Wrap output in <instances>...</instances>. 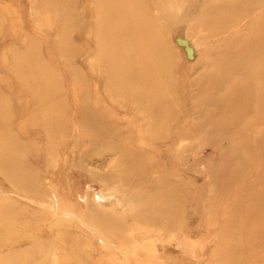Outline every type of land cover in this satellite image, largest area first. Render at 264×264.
<instances>
[{"label":"rangeland","instance_id":"1","mask_svg":"<svg viewBox=\"0 0 264 264\" xmlns=\"http://www.w3.org/2000/svg\"><path fill=\"white\" fill-rule=\"evenodd\" d=\"M119 1L118 6L126 0ZM94 8L95 0H0V264H264V218L250 217L235 229L224 223L222 207L209 210L213 173L222 171L223 160L231 155L228 141L218 146L211 142L213 134L187 135L179 145L191 147L179 161L174 158L179 147L168 150L167 140L153 135L155 140L147 141L139 133L144 121L158 115L153 105L174 107L176 121L168 127L182 129L197 122L194 111L206 104L205 96L232 98L239 88H250L246 69L257 53H264L257 36L259 30L264 32V0L166 3L160 18L163 51H169L170 58L162 60L159 83L166 90L149 92L148 107L127 109L116 85L107 80L112 74L97 67L98 47L104 42L94 36ZM108 10L100 13L108 21L106 29L126 23V18L111 16ZM177 39L194 49V60H188ZM161 57L162 49L154 55ZM223 59L240 66L227 72L220 64ZM256 69L264 75V62ZM125 77L122 82L129 88ZM252 84L264 88V79ZM87 116L105 129L99 139L107 144L83 151L75 144L95 138L88 127L81 130ZM116 143L149 152L153 177L186 186V193H180L185 199L179 214L158 199L149 205L160 212L158 216L145 217L149 211L140 198L147 189L124 182L132 175L124 162L134 156L120 152ZM248 143L251 147L255 142ZM257 155L238 151L240 177L247 175V168L257 170ZM242 186L244 198L249 185L244 181ZM123 193H132L133 198ZM253 204L254 200L246 201ZM96 211L115 222V217L121 218L124 226L112 231L114 226Z\"/></svg>","mask_w":264,"mask_h":264},{"label":"bare ground","instance_id":"2","mask_svg":"<svg viewBox=\"0 0 264 264\" xmlns=\"http://www.w3.org/2000/svg\"><path fill=\"white\" fill-rule=\"evenodd\" d=\"M106 1L108 3H106ZM173 1L174 0H146L145 2L143 1L139 3V2H131V1L126 0V1H122V4L118 6L117 3L120 4L119 0H95V8H94L95 10L94 11H95L96 20L94 21V24H93V32L95 34L94 36L97 37L96 39L104 42V43H101L100 46L98 47V52H99L98 58L99 59L97 61L98 62L97 67L107 71V75L112 74L113 77L109 76L110 78L108 77L107 80L108 82L110 81L116 85L115 89H117V91L120 92L122 98L124 99V100L122 99L124 103L123 109H127V107L130 105L138 106V108L148 107L152 105V104L146 103L148 101L147 96L149 97L150 95L149 92L159 91L163 89L166 90V87L164 88L163 85L159 84L161 82L160 76L162 73H164V71L161 72L162 69L160 66L163 65L164 63L162 60H165L166 62L169 61L170 55H169V51L167 52L168 54H166V52L163 51L166 49V43L164 41V37L162 34L164 31V25L160 17L163 16L164 13L166 12V3H172ZM113 3H115V5ZM106 4H108L107 8L104 7ZM110 4H113L112 7L110 6ZM104 9L105 10L109 9L108 12L110 13L111 16L119 17V18H126L127 19L126 23L123 25L116 23L114 26H112V29H108V27L106 29L108 21L104 20L100 16L101 11ZM102 27L105 29L104 31H101L100 28ZM226 34L228 33L226 32ZM257 36L259 37L258 43L260 45H264V32L259 30V34ZM160 49H162V57H161L162 59L154 58V55L157 54V52L160 51ZM161 61H162V64H160ZM122 62L126 63V66L125 67L122 66L120 68V66L122 65ZM232 62L234 63L233 59H232ZM232 62L231 61L226 62L223 59L220 64L224 66L227 72L228 70H231V69L232 71H235V69H238L239 68L238 66L240 65H238L237 62H235L234 64ZM259 62H264V53L262 52H259L256 54V59L250 62L249 69L248 68L246 69L247 70L246 76H248L247 79L249 80V81L247 80L246 82L250 86V88H248L247 91H244L243 89L239 88L237 91H234L236 93L232 98L229 97L228 95H219V94L217 95L209 94L208 96H205L206 104L204 106L202 105V107L198 106V108H196L197 110L194 111V113L196 112L195 115L197 118L196 120L197 122L195 123L192 122L189 126L186 125V127L184 126L182 129H179L178 127H175V129L168 127V124L176 121L177 114L175 112V108L172 106L164 107V106L157 104V105H153V108L154 109L156 108L159 111L158 115L153 116L154 120H150L148 122L144 121V124L139 126L140 127L139 133H141L147 141H154L155 136H156L157 140L159 141L164 142L163 141L164 139L167 140V142L169 143L168 150H170L172 147L174 149L179 147V149L177 150L174 156V158L178 159L179 161L185 159L184 153L187 152V149L189 152V148L191 147L190 143H189L190 145L188 144L190 147L183 146L184 148H181L182 145L181 146L179 145V142L183 143L187 141L185 137L187 135H188L187 136L188 138L189 136L191 137L194 133L202 134V135L213 134V136L215 137L211 139V142H217L219 144L218 146L220 145L222 146V143H224V141H228L227 151H229L228 153H231V155L228 156L226 160H223L224 159L223 157L222 160L223 162H225L224 169L222 171L221 170L219 171V169L215 170L216 172L213 173L214 174L212 178L213 179L212 180L213 192H211L212 197H211V201L209 204L210 205L209 210L222 207V211L224 212V215L226 218L224 220V223L227 224V222H229L230 224H232V226H235V229L236 228L239 229L240 226L238 225L240 224V222L242 223L244 220L250 217L255 218L256 216L261 219L264 218V158H263L264 157V88H255L254 85L252 84L254 83V81H256L259 78L264 79L263 72H261L260 70L257 71L256 69ZM245 64H247V61L243 63V65ZM167 66L168 68H170L169 65ZM124 77L127 80L126 82L128 83L129 88H126L125 86L126 83L124 84L122 82V79ZM113 79H114V82H113ZM232 82L234 83V81ZM220 83L221 82L216 83L215 89H218V87L220 86ZM241 84L244 85L245 83L241 82ZM138 85L141 86L140 90L134 91L135 87ZM125 89L127 90L128 93H126ZM122 91L125 92L124 95ZM199 93H200V96L201 95L204 96L203 91ZM174 101L177 102V99L175 100L174 98ZM170 110L172 111V113L171 112L166 113ZM131 113L137 114L135 112H131ZM163 115L165 118H163ZM83 120L84 122L81 123L82 124L81 130H84V128L88 127L89 131L95 135V138H93V140L88 143L84 141L83 143L75 144L77 148H81L83 151L84 150L88 151L89 150L88 146H92V145L93 147L96 145L104 146L105 144H107L105 140L99 139V137H102L105 134L103 132L105 131V129L102 128V126H97L92 116L84 117ZM186 123H188V121ZM163 124H164V127H163ZM208 124H211V127H209ZM165 125H167L166 128H165ZM150 129L151 131L153 130L152 133H149ZM167 132L169 133V135L167 134L165 136L164 134ZM182 137H185V139ZM177 138L179 139L178 141H177ZM248 140H252L255 142L253 146L251 147L249 146ZM170 141H173V142H170ZM114 147L120 150V152H122L123 154H125L123 151H127L128 153H131L134 156V158L131 160L130 163L124 162V164H127L129 166L132 172L131 177L124 179V182L128 181V183H131L133 185H139V184L145 185L147 189V193L145 196L141 195V198H140V204L144 205V207H146L147 210L149 211L145 213V217L149 215H153V217L156 218L155 215L158 216V213L160 212L157 213L156 212L157 210L149 208V205H152L151 203H153V201H156L158 199L166 201L167 204L163 205L164 208H165V205L167 206L170 205L169 206L170 209L174 210L175 213L181 212V203L185 199L184 198L185 195L182 196L180 193L181 192L186 193V186L181 187L179 184L170 182L171 181L170 178L168 179L170 181H167V178L165 176H164L165 177L164 179L153 177L154 169L152 168L153 165L151 166L149 159H148L149 152H145L143 149L141 148L138 149L135 146L133 147L127 146V148L123 147L122 145L117 146V143ZM172 150H171V153H172ZM238 151L241 152L242 154L243 153L248 154V153L254 152L258 154L257 156H259L258 158L259 165L257 167V170L256 168L253 170L250 168H247L246 171L248 173L245 177L243 176L246 172H244L243 176L240 177L241 174L239 175V172H238L239 169L237 168V165H236V163H238L241 166V163L238 161L240 159L237 156ZM234 152H237V154ZM260 155H262L261 158H260ZM230 165L232 167H229ZM248 166H251V165H248ZM259 167H262V169ZM250 171H253V174L252 173L250 174ZM244 181L247 182L249 186L246 192L247 195L243 198L241 196V192L243 189L242 184L244 183ZM161 185H165L169 188L161 189L164 187V186L158 187ZM138 187H140V185ZM188 193L189 192H187V194ZM131 194L126 193L125 195L127 196V198H131L132 196ZM249 200H254L255 204L246 205V201H249ZM140 209H143V207L142 208L140 207ZM156 209H157V206H156ZM163 210L165 209L162 208L161 211ZM95 214L98 217H102L103 220H109L111 225L114 226V228L111 229L112 231H117V229H120L122 226H124L123 220L121 218L115 217V220H116L115 222L112 216L105 217L102 213H100V211L98 212L96 211ZM161 214L163 216L167 215V214H164L163 212H161ZM163 216H161V218ZM170 219L171 218H169V221ZM134 220L136 219L134 218ZM165 220H167V218ZM157 221H155V224L157 223ZM153 223L154 222L152 221L151 224Z\"/></svg>","mask_w":264,"mask_h":264},{"label":"water","instance_id":"3","mask_svg":"<svg viewBox=\"0 0 264 264\" xmlns=\"http://www.w3.org/2000/svg\"><path fill=\"white\" fill-rule=\"evenodd\" d=\"M177 43L179 44V46L185 49L188 60L190 61L194 60L195 58L194 49L190 47L189 43L186 40H182V39H177Z\"/></svg>","mask_w":264,"mask_h":264}]
</instances>
